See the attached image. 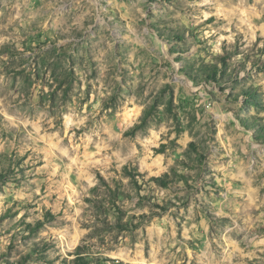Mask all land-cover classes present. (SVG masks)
<instances>
[{"label":"rangeland","instance_id":"374dc122","mask_svg":"<svg viewBox=\"0 0 264 264\" xmlns=\"http://www.w3.org/2000/svg\"><path fill=\"white\" fill-rule=\"evenodd\" d=\"M263 130L264 0H0V264H264Z\"/></svg>","mask_w":264,"mask_h":264},{"label":"trees","instance_id":"16d2710c","mask_svg":"<svg viewBox=\"0 0 264 264\" xmlns=\"http://www.w3.org/2000/svg\"><path fill=\"white\" fill-rule=\"evenodd\" d=\"M246 97H247V101H248V100H252V98H250V96H249V95H247ZM263 131H264V130H263ZM262 135H263V134H260V136H261V137H262ZM83 264H88V263H87V262H85V263H83Z\"/></svg>","mask_w":264,"mask_h":264}]
</instances>
